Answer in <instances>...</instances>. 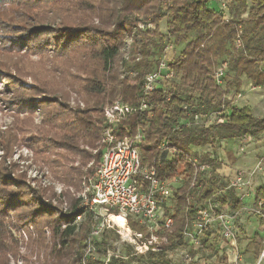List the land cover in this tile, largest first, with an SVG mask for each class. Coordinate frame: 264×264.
Masks as SVG:
<instances>
[{"label": "trees", "instance_id": "obj_1", "mask_svg": "<svg viewBox=\"0 0 264 264\" xmlns=\"http://www.w3.org/2000/svg\"><path fill=\"white\" fill-rule=\"evenodd\" d=\"M3 1L10 6H24L22 0ZM23 1L39 4L51 0ZM82 1L84 8L98 12L99 22L96 25L48 29L38 25L28 27L26 21L24 24H14L10 20L2 22L4 36L23 32L21 38L25 39L21 43L27 50L37 49V43L38 52L43 53L52 49V43L62 46L65 41L66 48L78 43L88 47L81 56V67L84 68L89 61H93L95 67L84 72L88 75L83 89L99 100L95 101L92 108L72 113L67 128L74 134L70 136L73 142L82 137L84 145L96 151L94 155H88L89 161L95 163L99 162L102 153V149L97 150L94 144L105 128L103 107L115 101L137 106L146 75L156 70L165 49L171 47L166 58L173 77L164 83L166 91L163 92L161 88L155 90L149 96L145 110L119 123L117 135L139 129L143 137L139 144L141 164L149 166L155 161L157 177L165 182L171 180L174 183L177 177H183L184 181L182 179L174 187L173 207L164 211L161 222L163 225L165 220L171 219V225L163 227L162 231L169 234V242L172 243L175 238L182 242L181 233L185 226L196 218L197 210L217 193L216 182L210 180L200 188L197 201H190L195 193L191 181L196 172L191 163V157L194 156L191 148L214 146L220 140L253 138L264 132V118L255 117L246 108L234 107L231 100L225 97L232 90L235 93L238 91L242 75L254 87L264 84V70L261 69L264 61V0H226L230 10H239L237 17L230 19H225L221 12L207 6L212 0ZM163 20H166L164 35L159 30ZM235 43H238V47L226 63L224 84L217 86L213 75L225 63L222 62L223 57ZM178 47H181L180 53L173 55V50ZM125 49L127 55L121 59L119 72L113 69L114 61ZM227 72L233 73L229 85L225 78ZM123 74L133 78V91L123 86ZM1 79L7 83L12 95H16L12 99L15 109L21 106L34 107L32 95L26 93L38 91L37 87L23 89L15 84L14 79L11 81V77L4 76ZM45 94L48 91L38 92V95ZM35 106L54 109L57 104L44 100ZM226 111L227 114H224ZM209 115H215L217 122L207 128L194 126L198 117ZM62 140L65 147L78 151V146L70 144L68 137ZM163 143L174 147L175 154L170 155L167 150L161 149ZM197 160L200 164L209 163L214 168V160L207 155ZM201 177L202 173H197L196 181ZM42 195L44 192L34 194L20 176H15L10 164L0 165V250L6 249L5 241L11 235V228L4 221L11 215H17V222H24L37 232L50 231L56 259L53 264H104L103 260L109 255L107 264H131L109 253L112 248L109 234L116 229H105L92 242L93 257H85L91 231L89 227L95 212H87L85 207L72 204L67 213H62L49 204L41 206L39 202ZM259 200L263 202L261 211L264 214L263 188L254 191V204ZM238 208L239 202L236 201L235 209ZM77 217L86 220L80 227L74 224ZM130 227L134 231L139 229L135 224H130ZM177 234L179 237H175ZM209 235L205 233L207 239L202 240V246L213 251V242H208ZM148 256L146 260L149 264H168L162 252ZM214 263L224 264L226 257L216 256ZM0 264H7V261H0Z\"/></svg>", "mask_w": 264, "mask_h": 264}, {"label": "rangeland", "instance_id": "obj_2", "mask_svg": "<svg viewBox=\"0 0 264 264\" xmlns=\"http://www.w3.org/2000/svg\"><path fill=\"white\" fill-rule=\"evenodd\" d=\"M94 1L97 2V0ZM225 2L227 1L222 0L221 2L219 0V12L225 19L236 18L239 10H230L229 5ZM224 3L227 4L225 7L222 6ZM22 4L24 6H10L0 0V165L10 164L15 176H20L34 194L44 192L39 202L41 206L49 204L53 208L61 210L62 213H67L72 204H76L78 207L87 205L86 199L90 195L89 178L98 164L88 159V155H94L96 151L85 146L82 137H78L73 142L70 137L73 133L67 128L70 125V120H72V113L92 108L95 101L99 100L87 94L83 89L84 80L88 75L84 72L94 70L95 63L89 61L84 68L81 67L83 65L81 56L88 49L83 43L71 45V48L65 47L66 41L62 46H58V43H52V49L44 53L38 52L39 46L35 43L37 49L27 50L21 43L25 39L21 38L23 32L4 36L2 22L12 21L14 24H24L26 21L28 27L38 25L48 29H61L59 26L62 28L66 26L84 27V25L93 26L99 22L98 12L84 8L82 0H51L39 4L22 0ZM17 17L19 19L13 20ZM244 17H246L245 14ZM165 22L166 20H163L159 24V30L163 35L165 34ZM74 46L76 48H73ZM236 47H238V43L229 48L223 57L222 62L225 63L222 65L228 63V58L233 55ZM172 48L174 49L173 46ZM170 50L171 47L168 51L167 48L165 49L166 55L169 54ZM180 50L181 47L175 48L173 55H176L177 52L180 53ZM126 53L125 49L116 58L113 65L114 70L117 69L120 72L121 59L126 57ZM4 76L11 77V81L14 79L16 82L14 83L23 89L38 88V91L34 93H26L28 96L32 95L33 108L21 106L15 109L12 99L14 100L16 95H12V92L7 89V83L1 79ZM232 77L233 73L227 72L228 85ZM121 81L125 88L130 91L134 90L135 82L131 76L123 74ZM40 90H46L48 94L38 95ZM56 96L60 98H56ZM21 100L23 99L21 98ZM44 100L55 102L57 107L41 109L40 106H35L36 103ZM123 103L131 105L129 102ZM108 106L107 104L103 107V120V112ZM224 114H227V111ZM215 120V115L201 116L196 120L197 124L193 125L199 127V125L213 123ZM128 131L131 135L136 133V131ZM64 137H68L70 144L73 143L74 146H78L77 152L62 144ZM94 145L97 146V150L102 149V134ZM250 147V142L247 139L216 144L212 148L214 168L206 163L209 169L202 173V177L195 184V193L190 199L192 203L197 201L200 188L210 180L216 182L217 193L211 198L210 204L216 214L225 219L235 237L237 247L238 245L241 246L245 251L244 254L248 252L249 243H246L248 240L256 245L255 250H258V247L260 250L264 248V241H258L259 234L252 237V228L249 226L252 221L251 217L258 220L259 216L255 212L257 205L253 203L249 209L242 208L246 205L243 200L250 193L255 178L264 171V156H249L250 161L254 159L255 166L253 168L249 166L240 171L245 182L243 187H231L230 177L224 176L222 172L230 169L233 171L232 168L229 169L228 164L234 159L235 153L243 152L245 155V149ZM220 154L224 155L222 160H219ZM225 154H227V159ZM192 155L196 158L195 154ZM220 168L222 172L216 173L215 169L219 170ZM168 183L171 184V180ZM240 189L245 191L243 195H241ZM236 201L239 202V209H235ZM172 207L173 200L171 198L163 206V213ZM87 212L89 211L87 210ZM242 213L248 214V217L244 216L242 219ZM18 218L17 215H11L4 221L10 226L11 235L5 241L6 249L0 250V261L6 260L7 264L55 263L50 231L46 229L37 232L32 227L26 226V223L17 222ZM97 219L100 221L103 217L98 216L96 218L93 216L90 230L96 224ZM85 221L83 217L76 218L74 224L80 227ZM258 221L264 223L263 218ZM161 222L162 217L157 224L148 229L146 226L138 224L136 218L129 217L127 226L131 232L140 233L143 238L140 242H136V245L144 244L146 250L143 253H138L135 250V245L122 242L120 236L113 230L114 232L109 234V242L112 247L109 253L123 260H128L131 264H149L146 260L148 255H156L160 252L164 254V260L168 264H217L214 263L216 256L226 257L227 254L229 260L226 258L227 261L224 264H234V251L232 252L231 246L221 239V227L219 225H213L206 232L210 234L209 243H211L210 241L213 242L214 250L211 251L203 246L195 249L190 240L183 236V231L181 233L182 242L178 241L177 238L172 243L169 242L167 240L169 234L167 235L162 231ZM130 224L139 226V229L134 231ZM175 237H179L178 234ZM78 239L76 237L77 241ZM228 249H230V254ZM94 258L98 259V257ZM107 262L108 259L103 260L104 264Z\"/></svg>", "mask_w": 264, "mask_h": 264}, {"label": "built area", "instance_id": "obj_3", "mask_svg": "<svg viewBox=\"0 0 264 264\" xmlns=\"http://www.w3.org/2000/svg\"><path fill=\"white\" fill-rule=\"evenodd\" d=\"M222 6L225 7L226 4L224 3ZM169 49L170 47L167 48V51ZM225 67V64L222 65L213 75V80L217 86L224 84ZM172 77L173 74L168 68L166 53L164 52L156 70L146 75L141 99L137 106L115 101L103 112L105 128L102 131V153L89 178L90 195L86 199L87 205L85 206L88 211L95 212L96 218L99 216L103 219L100 221L97 219L90 231L85 257H93L92 242L105 229H116L122 242L135 245V250L138 253H143L146 250L144 244L136 245V242L143 239L142 235L131 232L127 226V219L134 217L138 224L150 229L160 220L163 206L168 199L172 198L174 187L182 181L181 177H177L171 184L160 180L157 177L155 161L149 166L141 164L139 144L143 137L139 129L132 135L128 130L123 135H117L119 123L132 114L145 110L149 96L158 88L165 92L164 83ZM161 149L167 150L170 155L176 152L174 147H168L166 143L161 145ZM191 163L196 169L191 181V186L194 187L197 183V173H204L209 169V166L206 163L200 164L195 157H191ZM244 185L242 173L236 172L230 186L240 188ZM256 205V214L259 218L264 219V214L261 211L263 202L259 200ZM112 217L121 218L122 222H114ZM226 223L222 216L216 214L209 200L197 210L196 218L185 226L183 236L190 240L195 249H198L202 247L205 233L213 225H219L221 227V239L231 246L232 252L234 251V263L238 264L241 257L237 250L235 237ZM170 225L171 219H167L161 227L168 228ZM263 259L264 248L255 264H262Z\"/></svg>", "mask_w": 264, "mask_h": 264}, {"label": "crops", "instance_id": "obj_4", "mask_svg": "<svg viewBox=\"0 0 264 264\" xmlns=\"http://www.w3.org/2000/svg\"><path fill=\"white\" fill-rule=\"evenodd\" d=\"M223 1H226V0H223ZM218 2H219V0L218 1L212 0L207 4V6L211 9L215 10L216 12H219ZM221 2H222V0H221ZM261 69L264 70V61L261 65ZM239 80H240V87H239L238 91L235 93V91L232 90L225 97L228 100H231V103L234 107H236L238 109L246 108L255 117L264 118V84L260 87H254L244 75H242L239 78ZM214 122H217V119ZM210 124H212V123H210ZM210 124L199 125V126L200 127L203 126V127L207 128ZM241 139L249 140L251 147L245 149V151H246L245 155H243V152H236L235 153L234 159L231 160L230 163L228 164L230 166L229 169L232 168L233 171H231V169H230V170H227L228 172L227 171L222 172L221 168L219 170L215 169L216 173L222 172V173H224L223 174L224 176L230 177L229 178L230 184L233 181L236 172L242 171V169H247L249 166H251V168H253V166H255L254 165V163H255L254 159L250 161L249 156H253V157H255V156L257 157V155L258 156L262 155V157L264 156V132L259 134L256 137H253V138H241ZM234 140H240V139L216 141L214 146L218 143L223 144L224 142L234 141ZM214 146L206 145L205 147H194V148H191V152H192V154H195L196 158H200L202 156L207 155L210 159L213 160L214 158L212 156V148ZM223 156H224L223 154H220L219 160H222ZM225 158L227 159V154H225ZM236 158H239V159L236 160ZM256 188H263L264 189V171L262 173L258 174V176L255 178L254 185H253L252 189L250 190V193L248 195H246V197L243 200V203L246 202V205H245V207L243 206L242 208L249 209L252 207V205L254 203V191ZM240 192H242L241 195H243V193H245V191L244 190L242 191L241 189H240ZM241 215H243L242 219L244 218V216L248 217V214H245V213L244 214L242 213ZM250 219L252 220L251 223H249V226L252 228V233H253L252 237H255L256 234H259L258 241H261V240L264 241V223L262 221H258V220H260L259 217H258V220L253 219L252 217ZM247 237H248V234H247ZM210 242L212 243V241H210ZM246 243H249V245L247 247L248 252H246L245 254H244L245 251L243 250V248H241V246L238 245V247H237V250H238L240 257H241L240 262H238V264H255L259 260L260 254L262 253L263 249L260 250L258 247V250H255L254 247H256V245L254 243H250V240H248V242H246ZM229 250L230 249H228V253L230 254ZM227 256L228 255L226 254V258L228 259ZM227 259H226V261H227ZM262 264H264V259L262 261Z\"/></svg>", "mask_w": 264, "mask_h": 264}, {"label": "bare ground", "instance_id": "obj_5", "mask_svg": "<svg viewBox=\"0 0 264 264\" xmlns=\"http://www.w3.org/2000/svg\"><path fill=\"white\" fill-rule=\"evenodd\" d=\"M111 219L114 220V222H117V223H121L122 222L121 218L112 217Z\"/></svg>", "mask_w": 264, "mask_h": 264}]
</instances>
